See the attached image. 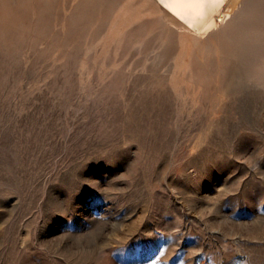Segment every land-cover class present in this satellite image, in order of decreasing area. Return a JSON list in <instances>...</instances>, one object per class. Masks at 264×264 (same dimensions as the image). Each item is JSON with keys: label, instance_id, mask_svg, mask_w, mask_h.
Wrapping results in <instances>:
<instances>
[{"label": "rangeland", "instance_id": "1", "mask_svg": "<svg viewBox=\"0 0 264 264\" xmlns=\"http://www.w3.org/2000/svg\"><path fill=\"white\" fill-rule=\"evenodd\" d=\"M77 2L0 0V264H264V50Z\"/></svg>", "mask_w": 264, "mask_h": 264}, {"label": "bare ground", "instance_id": "2", "mask_svg": "<svg viewBox=\"0 0 264 264\" xmlns=\"http://www.w3.org/2000/svg\"><path fill=\"white\" fill-rule=\"evenodd\" d=\"M119 1L78 0L79 15L90 17L88 22L91 23L88 25L91 28L95 23L90 16L92 12L112 9ZM134 1L142 2L144 9L151 15L150 23L153 26L157 24L170 39L178 37L181 45H194L197 51L216 55L217 61L230 62L232 58H238L237 48L245 47L246 44L250 48L264 50V0ZM77 13L75 15L79 16ZM229 74L233 77L236 72L231 68ZM232 82L233 78L228 84Z\"/></svg>", "mask_w": 264, "mask_h": 264}]
</instances>
